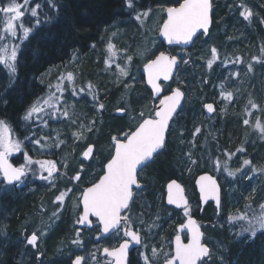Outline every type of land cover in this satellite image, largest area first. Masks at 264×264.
<instances>
[{"label": "rangeland", "instance_id": "374dc122", "mask_svg": "<svg viewBox=\"0 0 264 264\" xmlns=\"http://www.w3.org/2000/svg\"><path fill=\"white\" fill-rule=\"evenodd\" d=\"M157 2L149 3L144 10L138 11L142 13L151 9L149 15L141 21L135 19L136 12L133 17L102 28L100 32L101 37L105 35L103 32L110 34V42L117 49V63L124 65L126 56L133 58L128 77L118 80L115 64L109 69L106 67L105 61H102L103 59H101L100 69L96 70L98 74L100 73L99 76L103 77V82H94L90 75L83 74V77L80 76L79 66L84 62L82 63V57L76 50L61 65L60 73L57 70L54 71V67H49L38 76L36 83L38 84V92L41 94H36L38 93L36 92L35 96L32 95L22 105L21 109L24 108V110L19 112L21 113L20 120L18 115L12 119L17 124L14 128L16 134L24 129L23 124L29 123L23 120L29 106L38 97H43L49 92V85H53L51 91H55L54 86L60 82L61 77H66L69 72L73 74V83L69 84L66 78L63 81L67 90L64 93L63 102L59 105L61 108L67 106L69 117L60 118V122L49 120L46 127L37 124L30 126L32 131H29L27 136H32L33 140L47 137L46 140H41V144L44 145L43 148L25 139L26 136H23L24 139H20L22 140V147L25 146V152L32 159L57 162L59 173L54 174V177L51 178L53 183L50 184L48 181L40 180L29 174L27 180L18 185L17 190L12 193H9V190H0V200L7 194H13L10 199L12 202L18 201L17 196L24 198L33 195L34 198L33 205L27 203L25 206L22 204L19 207L16 214L17 221L14 223V232L9 234V224L5 221L6 218L0 219V241H3L5 246L7 242L14 241L19 264H70L77 255L85 257L83 264H97V261L99 264H106V259L99 254L103 244L99 242L95 245L90 241L92 234L89 232L92 233L94 230L82 229L84 231L80 232V236H76V220L80 210L75 205L80 192L95 182L102 174V166L113 150L112 137L122 138L123 132L134 128L136 120L133 117H138L141 111L147 116L158 102L151 97L149 90L144 85L141 67L148 59L154 57L153 53L157 54L163 51L170 54L167 49L171 48H165L161 44L157 33L164 18L163 8L175 6L177 1L170 3L160 0ZM211 3L212 26L208 35L199 36L189 51L176 49L172 55L187 60L188 63H182L173 79L168 84L161 86L164 88L163 94L171 92L173 88H179L185 95L181 110L170 123L166 147L170 141V149L175 150L177 148L176 150H179L180 153L183 150L182 144L187 143L186 150L181 152L180 156V158H184V173L180 171L179 178L174 179L184 188L189 201V213L195 208L193 203L196 202L193 190L194 178L200 172H207L214 176L221 185V205L224 206V219H227L230 214H235L237 211L243 212L247 203H250L253 209L257 211H259L258 206L264 203V174L254 173L245 168L243 178L240 173L232 178L214 167L216 160H219L221 165L227 161L229 167L235 170L241 168L244 159H248L256 168H264V135L254 130L253 127L257 118L264 124V62H258L254 59V57H261L264 60V57L261 56V47L264 46V0H212ZM36 5V2H32L29 7ZM244 8L250 9L253 13L248 20L240 15ZM45 14L47 15V12ZM30 19L32 20L31 24H33L34 20ZM130 19H134V23L129 22ZM43 20H45L44 17ZM25 27L27 26L25 25ZM20 34L18 30L17 38L11 42L20 45L19 52L21 53L25 49L26 41L20 39ZM109 36L105 39L102 38L103 40L98 39L99 42L95 45L97 48L93 47L92 44L90 45L89 48L93 51L95 58L99 56L102 58V54L105 56L108 54ZM6 42L8 41L5 40L0 43ZM212 47L217 49L219 58L209 69L207 61L211 58L210 50ZM237 57L241 59V62L233 63ZM249 64L253 68L251 72L248 71ZM18 67L19 61H17V73ZM237 72L239 73L238 76L233 75ZM89 82L95 86L96 100H93L87 91L85 93L79 92V89L86 88ZM221 85L224 86L225 91L233 93L231 101L221 97ZM73 87L77 91L76 96L71 94ZM9 88L8 72L0 65V107L5 104L4 93ZM249 99H252L258 108H252L248 103ZM195 102L197 104L194 105ZM207 102H211L215 106V113L211 117L206 116L202 109L203 104ZM99 104H103L104 108L99 109ZM194 106L196 107L195 110L189 111L191 130H189V134H186L185 128L181 127L180 118L177 116H184L186 110ZM121 109L124 110L120 111L124 117L123 122L120 124V121L116 120L112 131L103 133L106 125H111L107 120H113L114 114ZM244 119H248L250 124L244 125ZM2 120L6 121L5 119ZM71 120H75L76 123L72 124ZM93 121L95 122L94 126H92ZM120 125L121 128H118ZM90 126L93 127V130L88 132L87 128ZM196 128L200 129L199 133H196ZM33 132L35 133L34 136ZM73 133H83L86 138H75ZM58 134L59 140L64 141V143L56 147L55 145L59 142ZM87 145L94 146V158L83 161L81 156ZM238 148H242L243 151L238 152ZM189 153L191 160H195L197 163L192 164L190 162ZM229 153L233 154L230 160L228 159ZM159 156L160 154L155 159ZM13 157H18L15 165L20 166L25 163L24 156L20 155L19 152L10 155L9 160ZM81 164H83L82 179L74 181L72 177L80 172ZM149 165L138 172V182L143 187L140 191H134V199L126 211V215L130 217L131 227H135V230L139 231L141 239L144 240L133 252V264H144L145 255L155 259L151 252L153 248L158 251L163 250L159 252V260L157 261V264H162L165 253L171 250V240L176 234V226L180 225L186 217L184 211H176V214L171 213V210L163 214L159 213L161 208L159 206H162L161 202L165 204L163 201L164 185L168 180L157 184L155 191L154 187H151L153 184L149 183V179L147 180ZM32 167L38 169V165ZM3 188L2 185L0 189ZM69 188L72 191L67 193L64 203L61 205L59 201H56V197L60 192ZM147 189L153 193L155 211L148 210L147 205H144V194ZM253 189H255L254 193ZM22 198H19L20 201ZM166 207L171 209L167 205ZM53 213H57V215L54 216ZM1 215L2 207L0 205ZM157 217L159 218L157 219ZM214 217V212H209L208 218L213 223L205 224V228H203L204 243L211 250V255L206 259V264H237L235 259L231 262L228 261L227 249L223 243L224 219L222 217L215 220ZM233 225L234 228L230 227L232 230L229 231V235L237 233L240 229L239 224ZM33 232L38 236L37 248H33L26 242V238ZM245 234L250 236L248 233ZM22 235H25L24 239L21 238ZM50 238L59 239H56L58 242L55 243L54 248L50 247L49 250L48 240ZM111 238L116 239L115 236ZM76 239L82 243L80 245L74 244L73 240ZM262 248L264 250V242ZM93 253L96 256L95 260L91 259ZM261 256L262 258L258 259L256 264H264V253ZM38 260L40 261L37 262Z\"/></svg>", "mask_w": 264, "mask_h": 264}, {"label": "snow or ice", "instance_id": "6c2138e0", "mask_svg": "<svg viewBox=\"0 0 264 264\" xmlns=\"http://www.w3.org/2000/svg\"><path fill=\"white\" fill-rule=\"evenodd\" d=\"M33 0H7L6 5L0 6V13H3V19L0 20V42L7 40L6 43H0V65H2L8 72L9 87L15 82L17 74V58L20 50L19 44H14L11 41L15 40L18 36V30L20 31V39L26 41L30 35L34 34L36 28L41 25V20L38 16V9L41 5L37 4L34 7H29ZM138 2V0H136ZM51 7H56L54 0H48ZM126 6L134 9V0H126ZM241 7H244L241 5ZM211 0H177L175 6H168L163 8V12L166 14V18L162 19V23L159 26V34L162 36L169 45H187L193 41V38L197 34L206 35L209 33V26L211 23ZM151 9L144 12H137L135 19L141 21L146 18ZM28 15L34 20L33 26L25 27L23 24V18ZM240 15L248 20L253 13L250 9L244 8V11L240 12ZM52 17H49L43 23H52ZM115 35V33H113ZM95 47V45H93ZM211 58L207 61L209 69L217 61L218 52L215 47H212ZM108 56L105 59V65L109 69L115 64L117 70V79L128 77L130 75V64L132 61L131 56L125 57V64L121 65L117 63V49L111 42L107 45ZM154 58L148 59L143 65V71L147 76V84L151 86L153 93V99L158 100V105L150 110L147 116L141 111L138 117H133L136 120L134 128L122 133V138L112 137L113 150L107 158L106 163L103 164V174L98 179L91 183L90 186L84 188L80 192V196L76 202L75 207L80 210L76 223L79 225H86L88 228H92L95 220L96 227L100 228L101 236H115L118 246L109 249L105 247L103 252L107 257L113 258L114 264H130L128 260L130 244H141V236L139 231L132 230L130 225V217L125 213L129 209L130 202L134 199L133 187H140L138 183V170H142L148 163L152 162L156 155H159L160 151L166 147V133L170 128V121L173 119L174 114L177 112L178 107L181 105V100L184 98V93L179 89L171 90V94L163 95L164 88H162L163 81H169L174 71L179 69L180 63L187 64V60L178 58L177 56L168 55L161 51L158 55L153 53ZM261 56L264 57V46L261 47ZM258 62H264L261 57H254ZM241 62V59L237 57L233 63ZM226 66V65H225ZM253 70L252 65H248V71ZM233 75H239L234 73ZM66 80L69 84L73 83L74 76L71 72L67 73L66 77H61L54 87L55 91H51L53 85H49V92L43 96L38 97L26 110L23 120L29 122V124L35 123L37 125L47 126L49 120L68 118L69 111L67 106L64 108L59 107L63 102V96L67 90L63 81ZM221 97L227 101H231L233 93L231 91H225L224 86L221 85ZM87 93L92 96L93 100H96L95 86L90 82L86 88H80V93ZM59 93V95H57ZM73 96L77 95L75 87L71 89ZM248 103L252 108H258V105L249 99ZM99 109H103L104 105L99 104ZM205 108L208 112H213L214 108L212 104H206ZM120 111H124L121 109ZM251 115V113H248ZM72 124H75V120H71ZM94 121L92 126H94ZM244 125H249L248 119L243 120ZM87 128L88 132L93 130V127ZM83 127V126H82ZM254 130L259 131L261 135H264V124L257 118ZM29 131H32L29 128ZM196 133L200 132L199 128H196ZM13 130L8 123L0 119V176L3 177L2 182L4 185L2 191H7L8 186H18L24 183L29 174L33 177H37L40 180L53 183L52 179L54 174L59 173L57 162L54 160H34L27 152H24L25 163L20 166H14L9 162V156L14 152H20L22 149V142L12 135ZM35 133L33 132V136ZM75 138H86L83 133H73ZM25 139L31 141L34 145H39L41 148L44 145L41 144V140H46L47 137H41L40 139L33 140L32 136H27ZM58 143L55 145L59 147V144L64 141L59 140V134L57 136ZM238 152L243 151L242 148L237 149ZM233 154H228V159H231ZM82 156L85 160L94 158V146L87 145L86 149L82 152ZM189 159L192 164L197 163L195 160H191V154L189 153ZM38 165V169H34L32 166ZM67 166L66 164L64 165ZM214 167L226 173L228 177L235 178L237 173L241 174V177L245 175L244 169L247 168L252 172H260L264 174V168H256L252 165L251 161L244 159L241 168L232 170L226 161L223 165L219 160L214 162ZM81 172H83V164H81L80 172H77L72 179L74 181H80L82 179ZM47 173V175H44ZM38 174V176H37ZM251 179V177H248ZM199 185V191L201 199L203 201H215L217 206V214L221 206L222 188L218 184L217 180L211 175H201L197 180ZM54 186V185H53ZM72 189L69 188L56 197V201H59L63 205L65 197ZM255 189H253V193ZM167 203L169 205H175L177 208L183 207L184 214L188 217L185 223H181L177 228V234L175 235L174 247L168 253L164 255L163 264H206V258L211 255L209 247L202 242L204 233L201 231V226L192 219L189 215L188 201L184 195V188L175 180L171 181L167 185ZM259 211L253 209L250 203L245 204L244 211H237L235 214L228 216V222L230 224H239L241 235L248 233L251 238H255L257 233L264 234V203L259 206ZM57 215V213H53ZM159 217H157L158 219ZM183 233L187 238L185 242L182 238ZM76 236H80L79 230L76 232ZM129 238V239H123ZM123 239V242L120 240ZM38 236L33 232L26 238L28 245L33 248H37ZM74 244L80 245L82 242L79 239L73 240ZM163 251L153 248L151 250L152 259L147 255L144 256V264H157L159 260V252ZM91 259L95 260L96 256L93 253ZM85 261V257L77 255L73 264H82ZM97 264L99 262L97 261Z\"/></svg>", "mask_w": 264, "mask_h": 264}, {"label": "trees", "instance_id": "16d2710c", "mask_svg": "<svg viewBox=\"0 0 264 264\" xmlns=\"http://www.w3.org/2000/svg\"><path fill=\"white\" fill-rule=\"evenodd\" d=\"M157 1L160 0H138V2L135 0V10H133L132 8L126 6V0H54L56 5L54 8L50 6L48 0H33V2L41 5L38 9V16L42 23L41 26L35 29L34 34L30 35L29 39L26 40L25 49H23L21 53H18L19 58L17 61H19V67L18 73L14 78L15 81L16 79L17 81L15 85L13 84L9 90L4 93L6 101L3 107H0V119H5L9 126L12 127L13 137L18 140L24 139L23 136L29 135L30 126L35 124H23L22 127L24 129L15 134L14 128H16L17 124L15 121H12V119H15L17 115L18 119H21V113L19 112L20 110H24V108L22 110L21 107L32 95L38 92V84L36 81L42 72L47 70L49 67H54V71L57 70V72L60 73L61 65L64 64L65 60H67L71 54L78 50L79 55L82 57V63L84 62L79 66L80 76L83 77V74L90 75L94 82H103V77L99 76L100 73L98 74L96 70L100 69L102 64L101 59H103L102 61H105L108 54L106 56L102 54V58L100 56L95 58L93 51L89 48L90 45H96L99 42L97 41L98 39L103 40L110 35L103 32L105 35L101 37L100 32L102 28L109 27L114 23L129 19L133 17L136 12L144 10L147 4L155 2L158 3ZM165 1L171 3L176 2L177 0ZM20 2L22 3L23 0H20ZM6 3L7 0H0V6L6 5ZM45 12H47V15ZM2 15L3 14L0 13V20H2ZM43 17L45 20L52 17V23H43V21H45L43 20ZM31 22L32 20L28 15L23 18L24 26H33L34 23L31 24ZM129 22L134 23V19H130ZM109 38L110 42L111 37L109 36ZM95 48L97 47L95 46ZM192 48L193 46L185 51H189ZM167 50H169V53L171 54H174L176 51L174 48ZM199 76L203 77L202 75ZM195 79L197 80V78ZM36 94L41 93L38 92ZM89 96L92 98L91 95ZM195 104H197V102H195L194 105ZM195 108L196 107L194 106L193 108L187 109L184 116H177L180 118L181 127L185 128L186 134H189V130H191L189 126V111L195 110ZM123 118L124 117L121 115L120 110H118L114 114L113 120L110 119V122L107 120V122L111 125L107 124L103 133H110L113 129L112 127H115V122L120 121L121 124V122H123ZM51 121L60 122V118ZM118 128H121V125ZM182 146L183 150L181 152H184V150H186L187 143H183ZM175 150L170 149L169 141L164 153L160 154V156L151 165H149L147 169V180L149 179V183L153 184V186L151 184L150 185L151 187H154L153 189L155 191L157 189L155 187L157 184L162 183L165 180L178 177L180 171L184 173V158H180L181 152L179 153V150ZM25 151L26 148L24 146L19 154L24 156ZM17 158L13 157L10 160L13 163H16L18 160ZM178 169L180 170L177 171ZM1 187L2 183H0V188ZM152 194L153 193L150 190H146L144 194V205H147L148 210L152 209L155 211ZM19 198H22V196H17L16 199H18V201H14L13 203H11L12 201L9 202L10 199L8 200L7 196H4L0 200V205L2 207V217L0 216V219L3 220L6 218L5 221L9 224V234L15 231L14 223L17 221L16 214L19 207H21L22 204L25 206L27 203L33 205L34 202L33 195L22 198V201H20ZM197 203L198 202L193 203L197 209L194 208L192 212L197 220L202 224L209 225L213 223V221H210L208 218L209 212H214L215 220H217V218L221 219L222 217L224 219V206L221 207L219 214H217L216 210L211 205H207L202 214H199ZM161 204L162 206H159L161 207L159 210L160 214L168 211L170 212V210L173 214L177 213L176 211H172V209H168L162 202ZM233 226V224L228 222V218L223 220V243L227 249L228 261L231 262L235 259L237 264H256L258 259L262 258V253H264L262 248L264 234L258 233L255 238H251L247 234H239V229L237 233H231L229 235V231L232 230L230 227L234 228ZM17 255L18 252L16 251L14 241L11 240L10 243L7 242L6 246L3 244V241H0V264H19L17 262L18 259L16 258Z\"/></svg>", "mask_w": 264, "mask_h": 264}, {"label": "water", "instance_id": "95a60500", "mask_svg": "<svg viewBox=\"0 0 264 264\" xmlns=\"http://www.w3.org/2000/svg\"><path fill=\"white\" fill-rule=\"evenodd\" d=\"M211 2H212V0H211ZM212 14V10H211V13H210V15ZM164 18H166V14L164 13ZM211 26H212V17H211V23H210V26H209V31L211 30ZM201 34H197V36L196 37H194L193 38V41L192 42H190L189 44H187V45H184V44H179V45H176V44H173V45H169L168 43H167V41L162 37V36H160V34H159V30H158V33H157V36H158V39H159V41L161 42V44L165 47V48H177V49H179V50H186V49H188V48H190L192 45H193V43L195 42V40L198 38V36H200ZM206 35H208V34H206ZM166 53V52H165ZM159 54V52L156 54V55H158ZM166 54H168V53H166ZM168 55H172V54H168ZM174 56V55H173ZM154 58V57H153ZM175 73H176V71H174V73H173V76H172V78L174 77V75H175ZM141 74H142V76H143V82H144V85L146 86V88L149 90V92H150V94H151V97L153 98V93H152V91H151V86L150 85H148L147 84V76H146V74L144 73V71H143V66L141 67ZM172 78L169 80V81H163L162 82V84H167V83H169L171 80H172ZM173 89H176V88H173ZM172 89V90H173ZM181 90V89H180ZM182 91V90H181ZM183 92V91H182ZM184 93V92H183ZM163 94V93H162ZM168 94H171V92H169V93H167V94H163V95H168ZM183 102H184V98L181 100V105H180V107H178V109H177V112L174 114V116L176 115V114H178V112L181 110V107H182V105H183ZM158 103H159V101L156 103V105H158ZM206 104H212L213 105V108H214V111L213 112H208L207 111V109L205 108V105ZM202 109H203V112L205 113V115L206 116H208V117H211L214 113H215V106H214V104L213 103H205V104H203V107H202ZM174 116H173V118H174ZM172 121V120H171ZM171 121H170V123H171ZM166 137H167V133H166ZM162 151V150H161ZM160 151V152H161ZM81 159L82 160H84V161H87V160H85L84 158H83V156H81ZM9 162L10 163H12L14 166H16L13 162H11L10 160H9ZM151 163V162H150ZM149 164V163H148ZM147 164V165H148ZM140 170H138V172H139ZM103 174V173H102ZM205 174H207V175H211L210 173H207V172H203V173H200V174H198L196 177H195V179H194V186H195V190H196V192H197V195H198V200H199V203H200V208H201V210H202V208L203 207H205V205L207 204V203H211L212 205H213V207L217 210V206H216V203H215V201H212V200H209V201H203L202 199H201V194H200V191H199V185L197 184V180L199 179V177L201 176V175H205ZM212 176V175H211ZM1 177V182H2V180H3V177L2 176H0ZM214 177V176H213ZM215 178V177H214ZM216 179V178H215ZM173 180H175V179H171V180H169L167 183H166V185H165V195H164V203L167 205V206H169V207H171L172 209H174V210H176V211H180V210H183L184 208L183 207H180V208H177L175 205H169L168 203H167V185L171 182V181H173ZM177 183H179L177 180H175ZM139 183V182H138ZM140 184V187L139 188H136L135 186L133 187V190L134 189H138V190H141L142 189V187H143V185L141 184V183H139ZM180 184V183H179ZM219 184V183H218ZM181 185V184H180ZM182 186V185H181ZM183 187V186H182ZM184 195H185V193H184ZM185 197H186V195H185ZM186 199H187V201H188V198L186 197ZM188 204H189V201H188ZM191 218L192 219H194L195 220V218L194 217H192L191 216ZM92 219H94V218H92ZM187 219H188V217L183 221V223H185L186 221H187ZM78 227L79 228H88L86 225H79L78 224ZM178 228V227H177ZM177 228H176V230H177ZM181 234V233H180ZM102 238H107L108 236H101ZM174 238H175V236L172 238V242L174 241ZM127 239H129V238H127ZM187 242V241H186ZM139 245H136V244H134V243H132V244H130V248H129V252L130 251H132L133 249H136L137 247H138ZM172 246L174 247V244L172 243ZM103 254H105L104 252H103ZM129 255V254H128ZM111 258V257H110ZM113 259V258H112ZM75 260V259H74ZM73 260V261H74ZM72 264H73V262H72ZM114 264V263H113Z\"/></svg>", "mask_w": 264, "mask_h": 264}, {"label": "flooded vegetation", "instance_id": "af4514ba", "mask_svg": "<svg viewBox=\"0 0 264 264\" xmlns=\"http://www.w3.org/2000/svg\"><path fill=\"white\" fill-rule=\"evenodd\" d=\"M184 97H185V95H184ZM164 150V149H163ZM163 150H162V152H163ZM162 152H160L159 154H161ZM158 156V155H157ZM156 156V157H157ZM155 157V158H156ZM154 158V160L152 161V162H154L156 159ZM84 161V160H83ZM88 161V160H87ZM151 162V163H152ZM150 163V164H151ZM149 165V164H148ZM146 167V166H145ZM102 173H103V171H102ZM102 175V174H101ZM195 179V178H194ZM171 180V179H170ZM0 181H1V177H0ZM169 181V180H168ZM167 181V182H168ZM166 182V183H167ZM140 183V182H139ZM166 183H165V185H166ZM3 185V184H2ZM165 185H164V195H165ZM193 185H194V181H193ZM90 186V185H89ZM17 186H8V189H9V193H12L14 190H17V188H16ZM88 187V186H87ZM86 188V187H85ZM193 190H194V194H195V197H196V199H195V201L196 202H198L197 204H198V212H199V214H202V212H203V210H204V208L207 206V205H211L212 207H213V205L211 204V203H207L206 205H205V207H203L202 208V210H201V208H200V203H199V200H198V195H197V192H196V190H195V186H194V188H193ZM134 191L135 190H133V194H134ZM138 191H140V190H138ZM7 197H8V200L9 199H11V196H13V194H7L6 195ZM10 201V200H9ZM163 201H164V197H163ZM11 202V201H10ZM11 203H13V202H11ZM132 204V201L130 202V205ZM130 205H129V207H130ZM165 205V204H164ZM166 206V205H165ZM171 208V207H170ZM214 208V207H213ZM172 209V208H171ZM195 209H197V207H195ZM172 210H174V209H172ZM194 210V209H193ZM127 211V210H126ZM126 211H125V213H122V215H124V214H126ZM180 211H184V209L183 210H180ZM217 213V212H216ZM190 216H192V217H194L195 218V220H196V222L201 226V231L203 232V228H205L204 227V224H202V223H200L198 220H197V218L194 216V214H193V212H191L190 211ZM79 215H80V212H79ZM78 215V216H79ZM78 218V217H77ZM187 218V216L185 217V219ZM184 219V220H185ZM183 220V221H184ZM93 221H94V224H93V227L90 229V228H79L78 227V224L76 223V227H77V229H76V231L77 230H79V232H82V231H84V230H82V229H86V230H88V231H91V230H94V232H89L90 234H92L91 235V238H90V241H91V243L93 244H95V245H97L99 242L100 243H102L103 244V246L102 247H100V251H99V254H100V256L101 257H104L105 259H106V261H105V263L106 264H113L114 263V261H113V259L112 258H110V257H107L106 256V254H103V249L105 248V247H108L109 249H111L112 247H116V246H118V243H117V240L116 239H112L111 237H107V238H100V239H97L96 237L97 236H100V228H98V227H96V225H95V220L93 219ZM183 223V222H182ZM179 225H177L176 226V228L178 227ZM203 226V227H202ZM176 228H175V230H176ZM132 230H134V231H137V230H135V227H132ZM204 233V232H203ZM176 234H177V231H176ZM175 234V235H176ZM181 235H182V238H184V240H185V242L187 241V238L184 236V234L183 233H181ZM22 239H24L25 238V235H22V237H21ZM56 239H59V238H50L49 240H48V242H49V246H48V248H49V250H50V247L51 248H54V245H55V243H57L58 241H56ZM123 239H127V238H123ZM123 239H121L120 240V242H123ZM81 240H82V238H81ZM113 240H116V241H113ZM142 241H144L143 239H141V242ZM51 242H52V244H51ZM171 242H172V240H171ZM202 242L204 243V236H203V239H202ZM141 245V244H140ZM139 245V246H140ZM138 246V247H139ZM170 247L172 248L173 246H172V243H171V245H170ZM134 250L135 249H133L132 251H130L129 252V255H128V260L130 261V264H133L132 263V261H133V255H134ZM207 259V258H206ZM74 260V259H73ZM73 260L70 262V264H72V262H73ZM40 260H38L37 262H39ZM36 264H38V263H36ZM82 264H83V262H82ZM163 264V263H162Z\"/></svg>", "mask_w": 264, "mask_h": 264}]
</instances>
